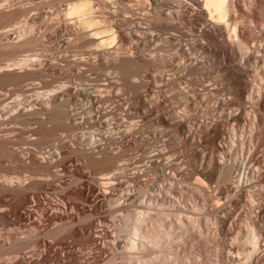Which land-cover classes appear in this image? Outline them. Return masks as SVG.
<instances>
[{"label": "bare ground", "instance_id": "bare-ground-1", "mask_svg": "<svg viewBox=\"0 0 264 264\" xmlns=\"http://www.w3.org/2000/svg\"><path fill=\"white\" fill-rule=\"evenodd\" d=\"M30 1L0 0V264H264V0Z\"/></svg>", "mask_w": 264, "mask_h": 264}, {"label": "rangeland", "instance_id": "rangeland-1", "mask_svg": "<svg viewBox=\"0 0 264 264\" xmlns=\"http://www.w3.org/2000/svg\"><path fill=\"white\" fill-rule=\"evenodd\" d=\"M13 1V3L15 2H18L19 1V3H24V4H26V3H29V2H31L30 0H12ZM33 1V0H32ZM95 1V2H94ZM93 1V3H94V9H99L100 11H106L107 9H114V7L113 6H116V8H118L119 9V6L121 7V4H119V5H116V4H118L119 2H117V0H108L109 1V4L106 6V8L105 7H103L104 6V4L103 3H101V2H103L102 0H94ZM98 1V2H97ZM101 1V2H100ZM112 2V3H111ZM117 2V3H116ZM148 3V1L146 0V4ZM102 4H103V6H102ZM63 4H58L57 6H45V8L43 7L42 8V10H41V8H40V10L41 11H39V8L38 9H31L30 10V12H28V16L26 15V22H25V26H24V28L23 29H20V30H22V31H24V32H26V33H28V32H34L35 31V33L38 31H42L43 30V27H44V25H43V23L45 24V21H50V20H53L54 18L55 19H57L58 17H60V12H58L59 10H58V8L60 9L61 7H63L62 6ZM113 5V6H112ZM59 6V7H58ZM109 6V7H108ZM58 7V8H57ZM98 7V8H97ZM57 9V11H56V9ZM105 8V9H104ZM45 10V11H44ZM55 10V11H54ZM43 11V12H42ZM140 11H141V13H140ZM39 12V13H38ZM49 12V13H48ZM137 12H139V14H143V12H144V15H146V12H148L147 10H143V9H138L137 10ZM41 14L40 16L38 15V14ZM43 13V14H42ZM45 13V14H44ZM58 13V14H57ZM37 15V16H36ZM43 15V16H42ZM45 15V16H44ZM124 16H125V18H128V15L126 14V13H124L123 14ZM48 16V17H47ZM44 17V18H43ZM41 18H43V19H41ZM153 21H152V20ZM148 18V21L150 20V22H153V23H156V22H158L157 24H160V25H163V23H160L158 20H154L153 18ZM41 20V21H40ZM28 21V22H27ZM70 22H72V21H70ZM68 25V23H64V26L63 27H65V28H70L69 26H67ZM43 26V27H42ZM63 27H61L62 29V33L64 34V35H67V31H68V33H70L71 32V28L70 29H65V28H63ZM8 29H10L9 31L10 32H13L14 30H13V27H10V28H8ZM13 31H12V30ZM57 29V27H55V29H52V30H49L48 31V33H46V34H48V35H55V36H60V35H63L62 33H60L58 30H56ZM64 29V30H63ZM158 29H159V31H158ZM34 30V31H33ZM58 31V32H54V31ZM154 31H155V34H157V32L159 33V34H161L162 33V35L164 34V32L165 31H163L161 28H156V29H154V30H151V32L152 33H154ZM162 31V32H161ZM181 31L182 32H185V33H188V30H187V32H186V28H182L181 29ZM53 32V33H52ZM66 34H65V33ZM60 34V35H58V34ZM106 35H107V33H102V34H98V35H95V36H93L96 40H97V42H101V41H105V40H107L106 39ZM48 41V40H47ZM49 43H47V44H49L48 46H50V47H53V49L55 48V42H53V41H51L50 42V40L48 41ZM53 42V43H52ZM161 44V42L160 43H158L157 42V46H159ZM113 45H115V44H112V43H108V44H105V46H101L100 48H107V47H111V48H109V49H115L116 48V46H114L113 47ZM130 47V48H129ZM52 48H50V52H44L45 53V55H47V54H52L53 53V55H55L56 54V51L55 50H51ZM112 49V50H113ZM125 49H127V50H130L131 49V46H129L128 45V47L126 46V48ZM55 52V53H54ZM63 52H65L64 54H68L69 56V58H74V57H77V56H79L80 55V53H78V52H76V54H75V52H66V51H63ZM62 52V53H63ZM155 52V53H154ZM160 52H162V51H153V53L152 54H154V56H155V54L156 55H159V54H161V55H163L165 58H163V62H162V64H166V63H168V52L167 51H163L162 53H160ZM76 56H75V55ZM151 54V55H152ZM167 54V55H166ZM71 55V56H70ZM49 56H52V55H49ZM84 57H86V56H88L87 54H84L83 55ZM166 62V63H165ZM186 64H183V67L185 66ZM187 67V68H186ZM185 67V69L187 70L190 66H186ZM185 70V71H186ZM190 70H191V68H189V70H187L188 72H190ZM180 71H178V73H179ZM156 73H158L159 74V72H156ZM190 74H191V72H190ZM125 91H127V90H125L124 89V91H123V89L121 90V92L124 94V96H127L128 95V97L130 96L131 97V95H133V93L132 92H130V91H127V92H130V93H127V92H125ZM4 93H6V91L4 92ZM171 93V94H170ZM170 93H167V95H173V92H170ZM171 97V96H170ZM12 98H16L15 96H13ZM76 105H74V107H75ZM77 107H78V105H77ZM77 107H75L76 108V110L78 109ZM181 107V109H184V105H181L180 106ZM79 109H81V108H79ZM78 109V110H79ZM180 109V108H179ZM180 109V110H181ZM77 110V111H78ZM194 113H195V111H194ZM197 113V112H196ZM199 113V112H198ZM196 117H198V115L196 116ZM113 121H115V123H118L119 125H120V127L122 126V124H123V126L122 127H125L126 125H128L129 123L127 122V123H125V121H123V120H120V122L121 121H123V122H121V123H119V120L117 121V119L115 120V119H113ZM138 121V123H136V124H140L139 122V119L138 120H136L135 122H137ZM125 125V126H124ZM121 127V128H122ZM86 128V127H85ZM82 128L80 131L79 130H77V131H75L76 133L75 134H77V135H80V133H81V135H83V134H85L86 132H87V130H91V129H89V128ZM85 131V132H84ZM84 132V133H83ZM79 133V134H78ZM83 133V134H82ZM144 134H146V133H144ZM165 140V141H164ZM169 140V138H167V137H162L160 140H157V142H156V145L161 149L162 147H165L166 145H167V141ZM170 141V140H169ZM158 142H160V143H158ZM164 143H166V144H164ZM161 144V145H160ZM117 146V145H116ZM179 145H176V147H175V155H179V153H181V152H179L178 153V151H177V149L180 151V149H181V151H182V148H180V146L178 147ZM134 151V150H133ZM132 153L134 154V155H132ZM139 152H137L136 150L134 151V152H131L130 154L131 155H129V157H133V156H135V154H138ZM170 159L171 158V156H167L166 157V159ZM177 159V158H176ZM178 160V164L181 162L180 161V157L177 159ZM176 160V161H177ZM181 167H184V163H182L181 162V164H179ZM136 191H137V193H138V197H139V200L142 198L141 196H142V193L138 190V189H135ZM144 204H145V206H144ZM142 206H141V208L139 207V206H137V207H131V211H132V213H138L139 211H147V212H155L156 211V209H157V206H152V204H150V203H144ZM149 205V206H148ZM143 207V208H142ZM119 214V215H118ZM113 215H115V216H117V219H118V222L121 224V225H123V223H125V219H126V212L125 211H116L115 212V214H113ZM239 226V225H238ZM237 225L235 226V228L236 227H238ZM240 228V229H239ZM237 230L235 231V232H237V239L238 240H241V238H243V236H244V227H242V226H239L238 228H236ZM239 229V230H238ZM127 231H119V232H117L118 233V235H119V237H120V240L122 241V243L120 242V244H119V250L121 249L122 250V248H123V250L125 251V252H127V250H125V242L127 241V238H128V235H127V233H126ZM241 232V233H240ZM171 238H173V240H171V242L172 243H174L175 241H176V239L174 238V237H171ZM235 242V241H234ZM122 247V248H121ZM237 247V246H236ZM146 251H147V254H149V256H147L146 258H145V260H143V258H139V260H137V262H135V260H131V262H129V260L130 259H126V260H124L123 261V263L124 264H158L159 263V260H154L153 261V258H155V256H159V254H162V252H161V248H157V246L156 245H153V244H151V243H149V244H147V247H146ZM133 254H134V252H133ZM128 257L129 258H131V255H128ZM162 257V256H161ZM173 257V260H174V256H173V254H169V258H172ZM193 257V255H190V256H188V257H186V258H184V260L185 261H187V259H189V258H192ZM147 260H151V262H147ZM135 262V263H134Z\"/></svg>", "mask_w": 264, "mask_h": 264}]
</instances>
